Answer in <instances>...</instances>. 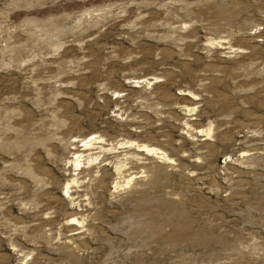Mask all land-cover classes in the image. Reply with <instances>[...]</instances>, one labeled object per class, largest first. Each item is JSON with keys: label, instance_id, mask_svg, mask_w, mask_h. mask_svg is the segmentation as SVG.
Here are the masks:
<instances>
[{"label": "rangeland", "instance_id": "obj_1", "mask_svg": "<svg viewBox=\"0 0 264 264\" xmlns=\"http://www.w3.org/2000/svg\"><path fill=\"white\" fill-rule=\"evenodd\" d=\"M0 264H264V0H0Z\"/></svg>", "mask_w": 264, "mask_h": 264}, {"label": "bare ground", "instance_id": "obj_2", "mask_svg": "<svg viewBox=\"0 0 264 264\" xmlns=\"http://www.w3.org/2000/svg\"><path fill=\"white\" fill-rule=\"evenodd\" d=\"M141 79V78H140ZM140 79H134L136 82L138 81H141ZM155 79H157V77H155ZM148 83H151V81H149ZM182 94H184V95H186V96H188V97H190L191 99H194V97H193V95H191V93L190 92H188L187 90H185L184 91V93H182ZM196 99V98H195ZM191 110V109H190ZM202 131V130H201ZM206 131V130H205ZM207 131H208V134H209V132L211 131V128H209V129H207ZM94 139H95V141H94ZM97 139V140H96ZM101 140H102V137L101 136H94V137H85V138H82V139H80L79 141H80V143L82 142V144H80V145H78L79 146V150H76L75 152H73V156H72V159H71V161L73 162V164H74V166H75V168L76 167H79L80 165H81V162H82V158H83V156H85V155H87L88 156V154H85V155H83L84 153H85V151L86 150H88L89 149V147H90V145L91 144H93L92 143V141H94V143H96V142H101ZM78 142V141H77ZM138 146V148H139V150H141V151H146V152H148V153H150V154H160V158L162 157V158H165V159H168V160H172L170 157H168L165 153H164V151H161L159 148H155V147H150V146H148V145H146V144H142V145H137ZM89 151V150H88ZM87 152V151H86ZM87 158V157H86ZM96 158V157H95ZM85 159V158H84ZM120 165V164H119ZM120 167L121 166H118L117 165V169H120ZM68 179V178H67ZM76 181V178L75 177H72V178H70V179H68L67 181H66V187H65V190H66V192L67 193H69V191H70V188L72 187L71 186V184L73 183V182H75ZM129 178L127 179V182L126 183H129ZM117 184H119V182L118 183H116V185L115 186H117ZM114 186V187H115ZM64 192V191H63ZM63 193V195L65 196V194H67V193ZM67 221H68V226L70 225V227L72 228V229H74V227L77 225V222H79V219H78V217L76 216V214H71V215H69L68 216V218H67Z\"/></svg>", "mask_w": 264, "mask_h": 264}]
</instances>
